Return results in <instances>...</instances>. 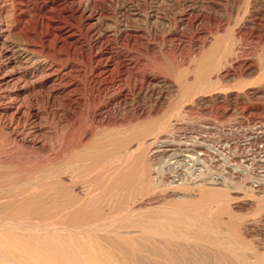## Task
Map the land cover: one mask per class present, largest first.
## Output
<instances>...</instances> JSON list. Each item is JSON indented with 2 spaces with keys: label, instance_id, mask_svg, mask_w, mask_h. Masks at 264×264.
<instances>
[{
  "label": "rangeland",
  "instance_id": "374dc122",
  "mask_svg": "<svg viewBox=\"0 0 264 264\" xmlns=\"http://www.w3.org/2000/svg\"><path fill=\"white\" fill-rule=\"evenodd\" d=\"M145 1L146 0H122L121 3H128L132 7L135 6L134 8H137L141 7L140 5ZM231 1L235 3H231ZM172 3L171 7L168 5L169 17L172 16L174 12L180 11L186 6L185 4L188 3L196 4V6L200 5V8L203 7L206 13L209 11V13H213V17L215 16L214 21L213 19L211 22L204 21L199 26L202 32L210 31L209 34L207 33L209 39L206 46L200 49L195 48L194 42L196 40L194 39H197L199 36H194L191 29H186L185 31L183 28V43L179 48L169 49L164 47L162 49L158 41H154L158 46L154 45L156 48L149 53H146L139 47H135L137 48L135 53L143 60H141L142 63L146 62L149 66L152 65V68H154V71H156L158 75L169 77L174 81L175 85L170 88L168 85L156 83L157 86H155L153 96L148 95L147 92H145L146 90H144V92L138 90V93L136 90L133 94L131 91L132 95L131 97L129 96V101H126L127 103L124 100L122 102L120 101V103L118 101L116 103L115 101L108 108V111L117 115L120 120L124 112L122 109L129 106L135 99L149 107L152 105L158 106L163 113L167 114L169 112H174L169 115L167 114L168 125L166 127L171 130V127H173L172 124L176 122V125H178L176 126L177 129H173L175 133H173L172 130L175 140H182L191 147L195 136H199V142L204 143L206 146V149H202L204 154H200V157H208V159H204L205 166L204 170L202 167V172L200 171L201 174L203 173L205 174L204 176L207 177H226L225 179H227L229 183L227 182L228 184L226 185L225 181V183H223L225 185L219 184L221 185L219 186L215 184L212 186L209 184L208 186L196 187V189L190 182L191 180L185 182L184 185H176V183L172 185L169 179L164 177V171L161 180L157 178L154 179V175L151 174L153 169L152 166H163V160L161 159V163L154 164L156 160L153 163L154 160L150 158V147L145 146V148H147L144 149L143 145L142 148L145 150L146 154L144 159L146 161V169H148V172L151 174V177H149V173H145V170L142 171L141 167H143L144 164L142 162L143 160L137 158L138 152H141L143 149H141V151L135 150L137 149L135 146L137 147L142 140L131 139L128 140L130 142L126 140L121 143L119 141L130 136L133 130L121 133L120 136L117 135L116 132L118 129L125 128V124H92L93 119L92 116H89L91 114L89 113L90 110H88L92 103V96L84 89L85 87L83 85H85V81L81 78L83 76H76L77 74H74L73 78L76 76L75 81L81 83L77 91L79 92V97L81 96V106L79 101V108L73 110L74 112L72 113L74 115L69 117L68 112H66L64 98L60 95L61 93H58L61 86L54 72L52 76L55 75V77L50 76L47 74V66L42 64L39 74L41 78H39V85L36 89L30 88L29 85L24 83V80L19 81L17 78L7 80L6 76L9 72L7 68H4L1 64L2 54L0 52V213L4 211V213L8 215L7 219L11 222L6 227L7 231L26 233L40 232L43 220L37 217L36 212L38 210L33 208L19 216H16L14 211L18 206L24 204L31 196L40 192H47L48 190V200H45V203L47 202L50 204L49 209L52 211L57 210L59 207L54 205L51 199L58 200V203L62 206L66 205L70 200L77 199L80 202V206L86 211L100 208L103 214L110 213V215L114 216L116 213L114 218L108 220L111 229L119 230L121 233H140L145 230L148 223V221H145L144 226L142 224H138L139 227L133 226V224H137L136 219L139 217V212L141 210L148 209V207L158 209V207L161 208L160 206L175 209L177 201L189 199H180L178 195H184L189 192L192 193V195L189 196L190 199H195L200 197L203 190L213 188L225 192L224 196L229 198H223L224 201L222 199L224 196H222L219 197V200H217L218 198L216 199L217 201L214 200L216 203L212 202V205L208 207V209L210 208L208 211L209 214L206 213L204 215L203 213H199L183 215L182 213H178L183 220L181 227L183 229L186 228V232L184 233L185 236L176 237L172 235V237H166L164 235H155L152 242L154 243L156 254L152 256L151 261L146 258L147 256L145 254H138V257L141 259L139 263L147 264L149 261L150 264H183V262H185L184 264L187 262V264H197L199 261H203L206 257L211 256L210 258L212 261L209 259L211 264H242L240 256L245 255L252 262L264 264V195L260 194V196L259 193L257 194L254 188H251L252 185L250 184H246L247 186H245L243 178L240 177L241 175H238L239 169L244 167V164L250 165L248 161L242 162L245 156L249 155L258 160L260 158L264 159V39L258 40V38H255L244 40L239 38L234 30H231L228 50L226 53H223L224 46H222L214 56V58L217 59V63H219H216L213 67V71L208 74L209 78L207 77V81L209 82L206 81V84L204 81L200 82L190 94L186 92L185 89H180L181 85H179V87L177 85L180 84L179 78L181 76L184 83L185 77L193 80L197 75L200 59L207 58L208 49L221 37V31H216V25H218L219 20L233 17L237 19L235 26H239L238 23H244L246 20L253 18V14L256 16L259 13V15L263 16L264 4H254L253 1L250 2V0H174ZM233 3L237 5V7H235ZM0 5V8L6 6L3 0H0ZM7 5H10V3ZM7 9H9V6H6V10ZM216 18L217 21H215ZM112 24L114 23H110V25ZM202 24H204L203 27ZM241 24L242 23H240V25ZM204 27L206 28L204 29ZM187 30L188 33L190 32L189 36H187ZM11 35L9 39L13 41L21 39L20 35ZM238 48L244 50L241 52V54L243 53V58L247 60L254 58V60H256L255 65L241 72V74L239 73L240 75L232 72V75H230V73L229 76H222V78L220 74L224 73L225 68L228 66L233 56L235 57L240 52L237 51L239 50ZM183 57L187 58L186 63L177 67L176 61L181 60ZM40 59H43V57H40ZM73 59L74 60L70 61H74L76 64L78 63L79 68L81 67L83 69L81 66L83 62H80L77 56L73 57ZM211 76L212 80L210 78ZM179 92L180 99L179 102L176 100L178 102L176 103L173 99ZM197 94L198 96H196ZM162 95H166V100H158V97ZM199 96H205L204 98H206V101L201 105L202 108L196 106L198 103H195V101L193 103L192 101ZM188 99H190V102ZM185 100L188 103H186ZM123 103H125V106ZM184 104L185 107L183 106ZM13 106L20 107L21 113L13 114L15 111ZM173 114L175 115L173 116ZM169 119L171 120L170 123L168 122ZM10 121H12L13 125L18 126H23L25 123L28 124L31 121H36L37 124L39 123L38 125L42 128V131L37 137L41 139L42 143L38 146H33L15 139L8 129ZM123 122L125 121L120 123ZM90 131L93 132L91 135L89 134ZM86 132H88L87 138H83V134ZM156 133L157 132H154V134L150 135L153 137ZM191 134L193 137H191ZM135 142L138 143L135 144ZM133 144H135L134 149H131ZM127 149L132 150V152L135 150L134 154L129 155ZM199 149L200 147H198V150ZM202 152L199 151V153ZM195 155H198V153ZM98 160L102 161L99 165L96 163ZM119 161L124 163L123 167L125 168L129 167L131 162H136L141 176L139 175L140 177H138L135 182L134 190L129 192L126 190H119V193L116 195L119 199L118 201L116 196L112 197L109 194L107 186L116 176L117 172L114 169V165ZM150 163H152V165ZM258 164H260V166H254L255 169H249V176H252H250L252 178L251 180L260 179L261 177L264 178V165L261 162ZM189 171L187 170L188 174H193V176H195L196 172H194L193 169H189ZM206 171L208 175H206ZM197 175H199L198 171L196 176ZM258 175H260V177ZM193 176L190 177V179L193 178ZM153 181H155V183L158 182L155 185ZM141 184L146 187L145 193L141 190ZM248 185L250 186L248 187ZM188 188H191V190ZM198 188H201L200 191L197 190ZM194 191L196 193H194ZM156 193L158 196L160 194L161 198L156 196ZM163 193L165 195H163ZM198 193L200 195H198ZM256 194L261 198L259 196V198L256 197ZM162 196L165 197L162 198ZM150 199L152 201L155 200V203H151ZM138 203L139 205H137ZM114 210L115 212H113ZM117 211L121 213V216L117 215L119 214ZM132 212L135 214H131ZM64 220H66V218L62 217L58 221ZM21 224L33 225L37 227V231L23 230L18 227L21 226ZM198 227L205 228L206 234L210 236L209 240L197 239L193 236ZM198 247H200V249H198ZM188 248L191 252L187 251ZM194 249H196L197 252L194 251ZM207 251L212 253H207ZM161 252L165 253L161 256L162 258H165V255L169 258L162 259L160 257L162 254ZM198 252L200 254H197ZM158 253H160V255ZM180 254L184 256L180 257ZM194 255H197L196 257H198V260ZM186 256L188 258H186ZM190 257H195V259L193 258V260ZM143 258L147 261L143 260ZM215 258H217L216 260L219 259V261H216Z\"/></svg>",
  "mask_w": 264,
  "mask_h": 264
},
{
  "label": "bare ground",
  "instance_id": "6f19581e",
  "mask_svg": "<svg viewBox=\"0 0 264 264\" xmlns=\"http://www.w3.org/2000/svg\"><path fill=\"white\" fill-rule=\"evenodd\" d=\"M121 1L122 0H33L32 2V0H3L5 5L7 7L9 6V9L7 10L6 6H4L5 9L3 7L0 8V52L2 54L1 64L4 68H7V71L9 72L6 76V79L9 80L12 78H17L19 81L24 80L26 85H29L32 89H36L39 85V78H41V76H39L41 72V65H46L48 72L47 74L52 76V73L54 72L56 74V78L59 80L61 88L58 90V93H61L60 95H62L64 98L66 112H68V116L71 117L74 115L72 113L74 112L73 110L79 108V101L81 97H79V92H77L81 83L76 82L75 79L76 76H83L81 78L85 81V85H83L85 87L84 89L89 93V95L92 96V103L88 109L90 110L89 113L91 114L89 116H92L93 119L92 124H125V128L118 129L116 132L117 135L120 136L121 133L133 130V133L130 134V136L119 141L121 143L123 141L125 142L126 140L141 139L142 141L140 140V144H138L137 147L135 146V148H137L135 150L141 151V149H143V145L144 149L147 148H145V146H149L151 153L150 158L151 160H154L153 163L156 160V163L154 164H158L162 162L161 159L163 160V166H152L153 169L149 167L152 169L151 174L154 175V179L157 178L161 180V178H163L162 174L164 171V177L169 179L172 185L173 183H176V185H184V183L189 180H191L190 182L193 184L195 189L196 187H201L204 185L208 186L209 184L212 186L215 184L225 185L223 184L225 181L227 185L229 182L227 179H225L226 177H207L204 176L205 174H201L202 167L204 170L205 166L204 159H208V157H200V154H204L202 149H206V146L204 143L199 142V136H195L193 139V144H191V147H189L190 145L184 141L179 140V142L175 140L172 130L178 126L176 125V122L172 124L173 127H171V130L167 129V117L169 114L174 112H169L167 115L166 113L162 112L160 107L153 105L149 107L136 101L135 99L130 103L129 106H126L122 109L124 112L122 113L123 116L120 120L118 119L117 115H114L108 111V108L113 102L116 101L117 103L118 101L120 103V101L122 102L123 100L126 102L129 96L131 97L133 92L136 90L137 93L138 90H142L143 92L146 90L145 92H147L148 95L153 96L155 92V86H157L156 83L168 85L170 88L175 85L174 81L169 77L158 75L157 72L154 71V68H152V65L149 66L146 64V62L142 63L143 60L140 59L135 53V50L137 49L135 47H139L146 53H149L154 51L156 48L154 47V45H156L154 41H158V44L162 49L164 47L169 49L179 48L183 43L184 32H182V29L184 28L185 31L186 29H191V31L194 33V36H199L197 39H194L196 40L194 45L196 46L195 48L200 49L203 46H206L210 31L202 32L201 27L199 28V26L204 21L211 22L212 19L214 21L215 16L213 17V13H209L210 11H207L208 13H206L203 10V7L200 8V5L196 6V4L194 5L191 3H184L186 5L184 8H182L180 11L174 12L173 15L169 17L168 15L170 13H168V7H171L174 0H146L142 4L139 2L141 7L137 8H134L135 6L132 7L128 3L122 4L123 2L121 3ZM252 1L254 4H264V0ZM252 1L250 0V2ZM232 2L234 1H231V3ZM9 3L10 5H7ZM237 5H235V7H237ZM254 16L255 15L253 14V18L246 20L244 23L239 21L242 23L241 25L238 23L239 26H235L237 21L236 18L234 19L233 17H228L221 19V17V20L218 21V25H216L217 27L214 26L216 27L217 32L221 31V37L208 49L207 58L200 59L197 75L195 78L192 80L188 77H185L183 83L181 76L179 78L180 84H177L178 87L181 85L180 89H185V91L190 94L195 90L194 88L200 82L204 81L205 83L208 80V74L213 71V67L217 63V59L214 58L216 52L219 51L222 46H224L223 53H226L228 50L230 42L229 35L231 30H234L237 36L244 40L255 38H258V40H263L264 15L262 16L258 13L255 17ZM215 21H217V18ZM110 23L114 24L110 25ZM203 25L204 24H202V27ZM205 28L206 27H204V29ZM189 33L187 36L190 35ZM11 34L20 35L21 39L18 41H13L9 39ZM241 48H238L239 50H237L240 51V54L238 53L239 55L237 54L235 57L233 56L228 66L225 68L224 73L220 74L221 77H227L230 73V75H232V72L241 74V72L255 65L256 60H254V58H251V60L243 58V53L241 54V52L244 50ZM234 52L237 53L236 51ZM75 56L78 57L80 62H83L81 65L83 69L81 67L79 68L78 63L76 64V62L70 61L74 60L73 57ZM40 57H43V59H40ZM186 59V57H183L181 60L176 61L177 67L183 63H186ZM74 74H77L75 78H73ZM52 77H55V75ZM210 78L212 80V76ZM179 95L180 92L177 93L173 99V101L176 103L179 102ZM196 96H198V94ZM204 97L205 96H199L192 101L193 103L194 101L195 103H198L196 106L201 107L204 101H206V98ZM158 98V100L164 101L166 100V95H162ZM176 100H178V102ZM189 100L190 99H188V101ZM186 103L188 102L186 101ZM123 104L125 106V103ZM183 106L185 107V104ZM13 108H15L13 114L21 113L20 107L13 106ZM174 115L175 114H173V116ZM36 121H31L28 124L25 123L23 126L13 125L12 121H10L8 125L9 132L17 140H21L24 143H28L33 146H38L42 142L41 139L37 137V135L41 133L42 128L39 127V123L37 124ZM122 121L125 122L120 123ZM170 121L171 120L169 119L168 122L170 123ZM154 132L157 133L152 137L151 135L154 134ZM92 133L93 132L90 131L89 134L91 135ZM173 133H175L174 130ZM87 135L88 132L83 134V138H87ZM191 137H193L192 134ZM136 143L138 142H135V144ZM135 144H133L131 149H134ZM198 147H200L199 150ZM129 149H127L128 154L133 155L135 150L132 152V150ZM144 149L141 152H138L137 158L143 160L142 162L144 164L141 162L143 164V167H141L142 171L145 170V173H149L145 165L146 161L144 159L146 154ZM199 151L202 153H199ZM197 153L198 155H195ZM243 159V163L248 161L250 165L244 164V167L239 169L238 175H241L240 177L243 178L245 186H247L246 184H250L252 185L251 188H254L257 194L259 193V195H264V178L261 177L260 179L255 180L254 178L256 177H254V180H251L252 176H249V169H255L254 166L256 165L260 166V164H258L260 162L264 165V159L260 158L258 160L255 159V157L249 155L245 156ZM101 162L102 161L98 160L96 163L99 165ZM123 164L124 163L119 161L114 165V169L117 173L114 179L111 180L107 186V191L112 197L116 196L117 193H119V190H126L128 192L134 190L135 182L137 181L138 177L141 176L139 174V168L137 167L136 162H131L130 166L127 168L123 167ZM150 164L152 165V163ZM189 169H193L196 174L198 171L199 175L196 176L195 174V176H193V174H188L187 170L189 171ZM151 174L149 177H151ZM206 175H208V172ZM192 176L193 178L190 179ZM258 176L260 177V175ZM157 182L155 183V181H153V184L155 183L156 185ZM250 185H248V187ZM188 189L191 190V188ZM200 189L198 188L197 190L200 191ZM141 190L145 193L146 187L142 186ZM194 193L196 192L194 191ZM257 194L256 197L259 196H257ZM48 195L49 190L47 192L37 193L31 196L24 204L18 206L14 211V214L19 216L25 214L27 211L33 208L38 210L36 212L37 217L43 220L41 230L38 233L7 231L6 227L11 222L7 219L8 215L5 214L4 211L0 213V264H141V262L139 263V260L141 261V259L138 257V254L140 253L145 254L147 256L146 258L151 261L152 256L156 254L153 245L154 243L152 242V239L155 235H164L166 237H172L173 235L176 237H184L186 228L183 229L181 227L183 220L179 214H209L208 211L210 208L208 209V207L212 205L214 200L217 198V200H219V197L224 196L225 192H221L219 189L216 190L213 188L205 189L202 191L201 195L198 193L200 197L195 199H190L189 196H191L192 193L188 192L184 195H178L180 199H189L185 201H177L175 204V209H169L166 206H160L161 208L158 207V209L154 207H148V209L143 211L141 210L139 212V217L136 219L137 224H133V226L139 227L138 224H142L144 226L145 221H148V223L145 230L140 233H121L119 230L111 229L109 227L108 220L114 218L116 213L114 214L111 212L114 214V216L110 215V213L103 214L100 208L86 211L80 206V202L77 199L70 200L64 206L60 205L58 200L51 199L53 204L59 207L57 210L52 211L49 209L50 204L47 202L45 203V200H48ZM163 195L165 194L163 193ZM156 196H158V194ZM160 196L161 195L159 194L158 197ZM163 197L165 196H162V198ZM223 198H226V196L222 197V199ZM154 201L151 200V203ZM137 205H139V203ZM113 212H115V210ZM118 212L119 211H117V213ZM120 214L121 213L119 212L117 215ZM131 214L135 213L132 212ZM62 217L66 218V220L59 222L58 220ZM18 227L23 230L27 229L34 232L37 231V227L30 224H21V226ZM193 236L197 239L205 240H209L210 238V236L206 234L205 228L201 227H198ZM200 247H198V249H200ZM187 251H190L189 248ZM194 251L197 252L196 249H194ZM208 252L210 251H207V253ZM158 254L160 255V253ZM163 254L165 253H162L160 257ZM197 254L200 253L198 252ZM217 254L219 255L218 252ZM179 256L181 257L184 255L180 254ZM194 256L196 257L197 255ZM195 257L193 258L195 259ZM210 257H206L205 259L203 257V261H199L200 263L198 261L197 262L199 264H211L210 261L212 260ZM216 257L220 258L218 256ZM165 258L168 259L169 257L165 255ZM186 258L188 257L186 256ZM196 258L198 260V257ZM217 258H215V260ZM240 259L242 264H258L256 262L250 261L245 255H241ZM143 260L145 259L143 258ZM149 261L147 264H150ZM216 261H219V259ZM184 263L185 262H183V264Z\"/></svg>",
  "mask_w": 264,
  "mask_h": 264
}]
</instances>
